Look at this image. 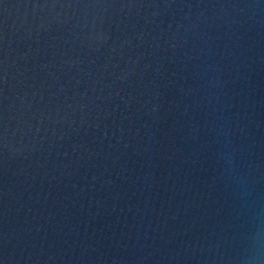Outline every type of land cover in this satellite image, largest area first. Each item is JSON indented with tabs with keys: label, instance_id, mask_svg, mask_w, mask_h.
Here are the masks:
<instances>
[{
	"label": "water",
	"instance_id": "water-1",
	"mask_svg": "<svg viewBox=\"0 0 264 264\" xmlns=\"http://www.w3.org/2000/svg\"><path fill=\"white\" fill-rule=\"evenodd\" d=\"M0 264H264V0H0Z\"/></svg>",
	"mask_w": 264,
	"mask_h": 264
}]
</instances>
